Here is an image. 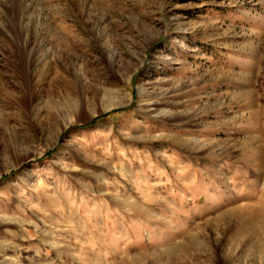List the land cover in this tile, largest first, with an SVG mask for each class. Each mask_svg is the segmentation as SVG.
Wrapping results in <instances>:
<instances>
[{
	"label": "rangeland",
	"instance_id": "374dc122",
	"mask_svg": "<svg viewBox=\"0 0 264 264\" xmlns=\"http://www.w3.org/2000/svg\"><path fill=\"white\" fill-rule=\"evenodd\" d=\"M0 264H264V0H0Z\"/></svg>",
	"mask_w": 264,
	"mask_h": 264
}]
</instances>
